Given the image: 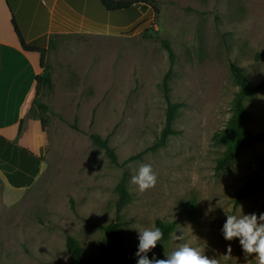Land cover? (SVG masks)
<instances>
[{
    "label": "rangeland",
    "instance_id": "1",
    "mask_svg": "<svg viewBox=\"0 0 264 264\" xmlns=\"http://www.w3.org/2000/svg\"><path fill=\"white\" fill-rule=\"evenodd\" d=\"M157 5L159 14L141 4L113 12L102 30L80 27L54 35L48 54L54 88L37 95L51 109L31 105L16 141L21 149L3 150L10 165L1 163L6 169L0 171V264H73L68 234L113 264L102 226L122 220L130 237L139 238L158 218L177 228L153 248L157 258L167 259L188 243L219 264H257V254L245 253L242 238L226 239L223 228L230 215L255 214L264 224V184L235 203L248 179L264 176V143L245 147L216 171L224 146L212 135L226 125L239 89L232 65L243 67L252 81L264 77V0H157ZM156 31L176 54L170 94L183 103L174 124L178 133L164 147L129 161L159 137L166 121L162 81L171 60ZM246 106L250 128L264 132V90ZM92 133L109 137L118 164L94 144ZM26 149L42 161L31 164ZM142 164H150L158 177L145 191L132 181ZM20 169L25 173L16 178L12 172ZM125 172L130 197L119 202L117 186Z\"/></svg>",
    "mask_w": 264,
    "mask_h": 264
},
{
    "label": "trees",
    "instance_id": "2",
    "mask_svg": "<svg viewBox=\"0 0 264 264\" xmlns=\"http://www.w3.org/2000/svg\"><path fill=\"white\" fill-rule=\"evenodd\" d=\"M87 3L89 4V6L86 9V15L87 17L96 20L95 24L97 26L100 25V30H102L104 28L103 26L111 20L113 12H124L134 6L141 4L149 5L156 14H159L161 11L160 7L157 5V0H98V4L95 7L90 6V4L92 5V0H87ZM112 21L115 22L114 19H112ZM13 24L15 26L17 34L19 35L23 49L25 51L39 52L41 54V71L37 75L30 103L32 106L33 104H35L41 111H48L51 109L50 106L47 103L39 100L37 98V95L45 89H49L51 91L54 88L53 65L48 61V54L50 52V48L54 44V39H51V45L48 48L30 45L27 43L17 25L16 14H14L13 16ZM116 27L121 26L117 25ZM155 34L156 38L161 39L157 31ZM161 41L169 50L171 60V67L162 81L164 94L168 103L166 109L165 125L162 128L159 137L151 145L147 146L143 151L131 155L127 159L129 161L142 157V155L148 151H157L161 147L167 145L171 135L178 133V130L175 128L174 124L183 103L172 101L170 94V76L173 72V65L176 62V54L167 39H161ZM231 70L239 86V89L238 91H236L233 97L231 105L232 113L226 125L216 130L212 135V140L215 144L224 146V150L216 158V171H221L225 169L229 164L234 162L240 156L245 147L254 145L257 142L264 143V132H254L249 126V122L252 118V113L246 106V101L251 96L264 90V77L260 81H252L245 69L238 64H233ZM24 122L25 117L22 118L19 124L20 132H22L24 128ZM41 123L43 126H45V124L47 123L46 118L43 116L41 118ZM91 138L95 145L105 150L106 155L112 163H119L118 153L115 147L110 144L109 137H104L98 133H92ZM127 176L128 173L125 172L117 186V190L119 193V202L126 201L130 197L129 190L127 189L126 185ZM263 184L264 176L248 179L244 183V185L239 190H237L235 203H242L248 196L252 195L260 185ZM154 227H159L163 233L162 239L157 242L159 243L161 241L169 240L172 237L173 232L177 228V225L174 221L162 220L158 218L155 222ZM102 228L105 232V242L111 249V257L113 260L112 263L138 264V260L140 257H138L136 253L139 251L138 246L140 243V239L130 237V228L125 223V221L118 219L112 220L111 222L103 225ZM66 247L70 252L71 261L73 264L109 263V261L104 262L101 257L86 251L83 248L81 242L76 237L70 234H68L66 237ZM141 255H146L147 258L153 262V264H155V262L159 260H166L155 257L153 255V248L150 249L147 253H142ZM228 264L240 263L238 261H230Z\"/></svg>",
    "mask_w": 264,
    "mask_h": 264
},
{
    "label": "crops",
    "instance_id": "3",
    "mask_svg": "<svg viewBox=\"0 0 264 264\" xmlns=\"http://www.w3.org/2000/svg\"><path fill=\"white\" fill-rule=\"evenodd\" d=\"M97 4L98 0H92L90 6ZM88 6L87 0H0V171L10 165L3 150L21 149L16 143L23 133L19 124L31 106L30 99L41 71V54L23 49L13 24L14 14L27 43L48 48L54 35L68 29H101L95 19L87 17ZM28 152L31 155L25 156L33 158L31 164H36L39 156ZM1 163L7 167L3 168ZM24 173L21 169L12 172L16 178Z\"/></svg>",
    "mask_w": 264,
    "mask_h": 264
},
{
    "label": "clouds",
    "instance_id": "4",
    "mask_svg": "<svg viewBox=\"0 0 264 264\" xmlns=\"http://www.w3.org/2000/svg\"><path fill=\"white\" fill-rule=\"evenodd\" d=\"M157 173L150 164H142L138 173L132 177V181L139 186L140 191L152 188L157 183ZM264 220V215L260 217ZM223 232L225 238L231 240L233 237H241V244L246 254L256 253L257 264H264V224H258L257 216L230 215L224 225ZM162 231L159 227L144 228L140 232L139 251L136 255L139 258L138 264H153L146 255L150 249L157 245L162 239ZM231 249L228 250V255ZM227 257V256H226ZM155 264H219L215 258H208L203 255L198 247H193L188 243L181 245L178 249L168 254L166 260L156 261Z\"/></svg>",
    "mask_w": 264,
    "mask_h": 264
}]
</instances>
